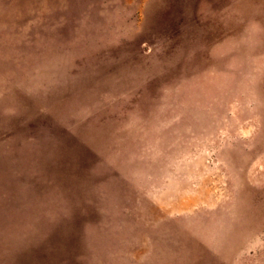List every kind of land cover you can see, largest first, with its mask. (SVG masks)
<instances>
[{
	"label": "rangeland",
	"instance_id": "obj_1",
	"mask_svg": "<svg viewBox=\"0 0 264 264\" xmlns=\"http://www.w3.org/2000/svg\"><path fill=\"white\" fill-rule=\"evenodd\" d=\"M0 264H264V0H0Z\"/></svg>",
	"mask_w": 264,
	"mask_h": 264
}]
</instances>
